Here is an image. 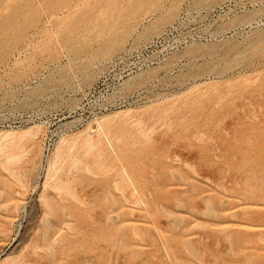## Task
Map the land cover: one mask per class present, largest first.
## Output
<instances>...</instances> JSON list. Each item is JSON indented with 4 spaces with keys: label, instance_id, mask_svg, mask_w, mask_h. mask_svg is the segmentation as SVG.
<instances>
[{
    "label": "rangeland",
    "instance_id": "1",
    "mask_svg": "<svg viewBox=\"0 0 264 264\" xmlns=\"http://www.w3.org/2000/svg\"><path fill=\"white\" fill-rule=\"evenodd\" d=\"M0 108V264H264V0H0Z\"/></svg>",
    "mask_w": 264,
    "mask_h": 264
},
{
    "label": "built area",
    "instance_id": "2",
    "mask_svg": "<svg viewBox=\"0 0 264 264\" xmlns=\"http://www.w3.org/2000/svg\"><path fill=\"white\" fill-rule=\"evenodd\" d=\"M40 77H35L32 80L35 82L39 80ZM107 109V106H101L100 110H94L91 114L86 116L84 122L99 116L103 113L104 110ZM41 118L42 116H36L34 110H19V111H5L3 108H0V130H5L8 128H21L24 127L31 122H33L34 118ZM65 118V116H64ZM48 120H44V124L46 126V131L43 137L42 142V153L39 160V172L43 174L49 164V159L53 153V150L58 143V141L68 135L70 132L82 126L84 122H74L73 124H66L62 127L59 132H55L52 128L51 123L47 122Z\"/></svg>",
    "mask_w": 264,
    "mask_h": 264
},
{
    "label": "bare ground",
    "instance_id": "3",
    "mask_svg": "<svg viewBox=\"0 0 264 264\" xmlns=\"http://www.w3.org/2000/svg\"><path fill=\"white\" fill-rule=\"evenodd\" d=\"M100 125H102L101 123H100ZM30 130V129H29ZM29 132H31V131H26L25 132V130H24V132L22 133L21 132V134H15V133H12V132H7V133H4V134H0V151H3V150H6L9 146H12L15 142H17V141H22V139H24L25 137H27L26 135H28L29 134ZM93 142V141H92ZM63 144V143H62ZM91 145H93L92 143L90 144V146ZM58 148H57V150H56V155H55V157H59V156H61V152H62V149H63V145H58L57 146ZM72 148V147H71ZM89 149V148H88ZM77 153V152H76ZM87 153V152H86ZM20 154L19 153H17V152H13V153H9V155H8V157H9V159L13 162H15V160L16 159H18V158H20ZM7 157V156H6ZM24 157V156H23ZM74 157H75V155H74ZM61 158V157H60ZM8 159V158H7ZM73 159V158H72ZM76 159V158H75ZM75 159H73V160H75ZM78 159V158H77ZM60 160V159H59ZM76 161V160H75ZM74 161V163H76L77 161L79 162V160H77L76 162ZM81 161V160H80ZM53 162L54 163H56L57 161H54L53 160ZM52 162V164H54ZM58 165V164H57ZM50 166H53V165H50ZM55 166H56V164H55ZM49 169V168H48ZM57 169V168H56ZM50 170V169H49ZM53 170H55V168L53 167ZM88 170V169H87ZM50 171H52V168H51V170ZM54 172V171H53ZM69 172V171H68ZM18 174V173H17ZM52 174V173H51ZM19 175V174H18ZM53 175V174H52ZM49 176H51V175H49ZM62 180H60V182H61ZM63 182V181H62ZM62 184H64V183H62ZM58 187V186H57Z\"/></svg>",
    "mask_w": 264,
    "mask_h": 264
}]
</instances>
